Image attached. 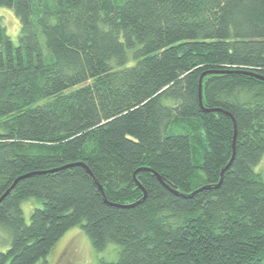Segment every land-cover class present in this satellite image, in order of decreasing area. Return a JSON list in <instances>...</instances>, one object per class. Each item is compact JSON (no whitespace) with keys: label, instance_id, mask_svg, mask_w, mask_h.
Instances as JSON below:
<instances>
[{"label":"trees","instance_id":"16d2710c","mask_svg":"<svg viewBox=\"0 0 264 264\" xmlns=\"http://www.w3.org/2000/svg\"><path fill=\"white\" fill-rule=\"evenodd\" d=\"M0 6V264L76 225L122 245L97 264H264V0Z\"/></svg>","mask_w":264,"mask_h":264},{"label":"rangeland","instance_id":"374dc122","mask_svg":"<svg viewBox=\"0 0 264 264\" xmlns=\"http://www.w3.org/2000/svg\"><path fill=\"white\" fill-rule=\"evenodd\" d=\"M2 23L6 27L8 35L15 44L18 43V36L21 23L15 13L0 6ZM255 171L260 173L264 180V154L260 162L255 166ZM42 205L37 198H28L22 202L24 217L27 223L31 220V213L36 207ZM11 242V233L0 226V251H5ZM122 245L117 242H108L107 245L98 250L80 225L68 229L54 245L46 257V261L38 264H97L100 260L117 261L120 256Z\"/></svg>","mask_w":264,"mask_h":264},{"label":"water","instance_id":"95a60500","mask_svg":"<svg viewBox=\"0 0 264 264\" xmlns=\"http://www.w3.org/2000/svg\"><path fill=\"white\" fill-rule=\"evenodd\" d=\"M214 72H222V71H219V70H208V71H205V72H203L202 73V75H201V78H200V86H199V97H200V104L203 106V102H202V79H203V77L206 75V74H208V73H214ZM252 75H255V76H257V77H259V78H261V79H264V76H262V75H258V74H254V73H252ZM207 110H219L218 108H213V109H208L207 108ZM227 114H229L230 116H232V114H230V113H228V112H226ZM234 119V118H233ZM235 127H236V123H235ZM234 157H235V146H234V152H233V156H232V158L230 159V161H229V163L222 169V172H221V180H220V183H221V181H222V179H223V175H224V171L231 165V163H232V161H233V159H234ZM87 169H88V171L90 172V174L94 177V175H93V173L91 172V170L88 168V166L86 165V164H84V163H82ZM159 176V178L161 179V176L160 175H158ZM21 178V177H20ZM94 179H95V177H94ZM19 180V178L18 179H16V181L14 182V184L5 192V194L0 198V200L2 199V198H4L5 196H6V194L13 188V186L15 185V183L17 182ZM95 181L97 182V180L95 179ZM219 183V184H220ZM99 187H100V189L103 191V188H102V186L101 185H99ZM144 192H145V195H146V190H144ZM145 197V196H144Z\"/></svg>","mask_w":264,"mask_h":264}]
</instances>
